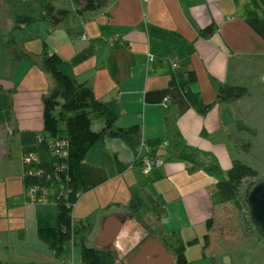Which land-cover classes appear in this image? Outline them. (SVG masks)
I'll use <instances>...</instances> for the list:
<instances>
[{"label":"crops","instance_id":"0c3cea01","mask_svg":"<svg viewBox=\"0 0 264 264\" xmlns=\"http://www.w3.org/2000/svg\"><path fill=\"white\" fill-rule=\"evenodd\" d=\"M86 1L61 0L48 22L43 17L17 30L14 18L22 16L0 5V33L6 30L0 38V263L81 264L72 240L57 258L37 238L36 222L55 225L56 206L51 200L30 202L22 177L20 158L35 152L42 97L53 87L42 60L56 53L60 70L91 87L115 128L141 131L136 153L120 139H99L74 169L80 195L72 218L75 225H90L86 244L111 250L115 264H175L163 238L195 239L185 249L188 263L208 264L201 238L208 234L207 220L223 208L214 184L234 160L264 178L256 165L245 163L258 139L264 142L263 114L252 106L264 97V6L257 8L254 0H105L83 10ZM208 27L212 34L201 36ZM9 36L15 44L3 45ZM111 37L114 45L107 43ZM223 84L245 86L247 94L219 102ZM182 85L208 106L203 114L187 102ZM165 96L168 108L161 105ZM237 121L255 130L250 137L241 132L246 147L236 142ZM176 132L195 162L177 158ZM148 141L158 144L150 147ZM146 154L164 163L143 175L140 159ZM211 158L221 169L219 178L204 170ZM116 161L124 169L118 171ZM134 193L143 200L137 214L127 207Z\"/></svg>","mask_w":264,"mask_h":264},{"label":"trees","instance_id":"16d2710c","mask_svg":"<svg viewBox=\"0 0 264 264\" xmlns=\"http://www.w3.org/2000/svg\"><path fill=\"white\" fill-rule=\"evenodd\" d=\"M105 0H87L83 10H90L102 7ZM257 8L264 6V0H254ZM45 9L47 15L53 12V7L46 1ZM32 22V19L25 17H15L13 30L22 29L23 26ZM201 36L209 37L212 34L210 27L201 30ZM15 44L13 37L9 36L3 43L5 46ZM25 59L29 56L23 53ZM62 59L52 53L42 60V68L47 71L52 80L53 87L42 97V122L43 128L40 133L41 140L36 142L35 152L38 154L39 162L35 164L37 168L44 170V175L23 177L24 188L28 186L52 185L56 188L59 183L65 186V193L56 198L57 192L51 195L56 206V223L51 226L48 222L38 220L36 222V236L53 251L55 257L60 258L64 251V243L72 240L80 248L81 264H115V255L109 249H99L86 244V236L89 232V224L75 225L72 218V208L80 195V186L74 175L75 167L84 159L90 147L99 139L115 138L120 139L133 152L141 142V131L138 127L119 129L113 126V115L106 106L98 101L89 85L79 83L74 78L63 73L59 65ZM190 81L196 79L194 72H189ZM187 102L199 113L203 114L208 108L199 97L193 93L188 85L181 86ZM247 94L245 86L223 84L217 90V101L228 104ZM100 119L103 126L100 130H93V120ZM239 129L248 131L251 136L255 135V130L237 121ZM179 134L175 133V148H178L177 158L189 162H195L194 152L185 146H181L178 140ZM52 138H63L68 142V155L63 160L55 159L49 153L48 142ZM156 141H148L147 145L153 147ZM249 145V144H248ZM247 146V144H246ZM64 163L65 170L60 172L57 167ZM118 171L124 169V164L116 161ZM204 170L218 177L221 169L215 159L211 158L205 164ZM50 173V177L47 174ZM61 179V180H60ZM257 178V171L249 165L238 160L232 162L231 167L226 171L224 179H218L214 184V190L221 204L232 202L237 207L242 206V190L246 182H252ZM61 181V182H60ZM143 205V200L135 193L128 204L129 210L137 214ZM211 220H207L209 229ZM208 234L203 236L204 245L208 243ZM191 241H181L169 237L163 238V242L175 257V264H189L185 249L187 245L194 243ZM204 255V254H203ZM1 264V263H0Z\"/></svg>","mask_w":264,"mask_h":264},{"label":"rangeland","instance_id":"374dc122","mask_svg":"<svg viewBox=\"0 0 264 264\" xmlns=\"http://www.w3.org/2000/svg\"><path fill=\"white\" fill-rule=\"evenodd\" d=\"M46 1L51 4L53 11H58L56 9L61 10V0H28L27 2L22 0H0V5L1 8L15 13L17 16L27 17L36 22L44 17L48 22L45 9ZM64 7L65 10L69 8L67 4ZM4 20L6 21L5 18ZM2 31L0 38L6 32L4 27ZM252 106L255 114H260V112L263 114L260 124L264 131V97H262V102H253ZM102 123L100 119L93 120L92 129L95 131L100 130ZM235 126L237 128L236 142L246 147L247 142L249 144L247 137L251 136L250 133L239 129L238 123ZM241 132H244L247 137L240 138ZM258 140L259 143L249 152L250 155L246 158L245 163L256 165L261 173H264V142H260L262 141L261 138ZM258 179L264 178L260 177ZM249 183L244 184V189L241 192L243 197L241 208L232 202L225 203L221 214L211 219L208 229V243L204 247V255L208 264H264V239L256 232L249 217L248 205L244 200V194ZM143 216L147 218L145 213H143ZM153 221L154 219H151L148 223L152 224ZM203 243L204 241L201 238V244Z\"/></svg>","mask_w":264,"mask_h":264},{"label":"built area","instance_id":"2783aa9c","mask_svg":"<svg viewBox=\"0 0 264 264\" xmlns=\"http://www.w3.org/2000/svg\"><path fill=\"white\" fill-rule=\"evenodd\" d=\"M143 2H147L148 0H141ZM81 39H86L87 36L85 34H82L80 36ZM116 41L115 37H111L107 40V43L109 45H114ZM154 58L152 54H148V59L151 61ZM170 103V100L167 96H165L161 102L162 107L168 108ZM41 140L40 134L36 136V142ZM161 145H167L166 141H163ZM48 148L49 153L51 156H53L55 159L63 160L68 155V142L66 139L63 138H52L48 142ZM21 163L23 165L22 170V177L25 176H37L41 177L44 175V170L41 168H37L35 164L39 162V157L36 152L31 153H24L21 156ZM164 163L163 159L151 155L146 154L141 157L140 159V169L141 173L143 175H147L152 169L162 166ZM64 163H61L58 165L57 169L62 172V170H65ZM48 177H50V173L47 174ZM61 180V179H60ZM61 182V181H60ZM57 192L56 198L58 196L65 193V186L63 183H59V185L54 188L52 185H42V186H28L24 188L25 196L30 202L36 203V202H44V201H54V198H51V195L55 192Z\"/></svg>","mask_w":264,"mask_h":264},{"label":"water","instance_id":"95a60500","mask_svg":"<svg viewBox=\"0 0 264 264\" xmlns=\"http://www.w3.org/2000/svg\"><path fill=\"white\" fill-rule=\"evenodd\" d=\"M244 200L256 232L264 239V179H256L247 185Z\"/></svg>","mask_w":264,"mask_h":264}]
</instances>
